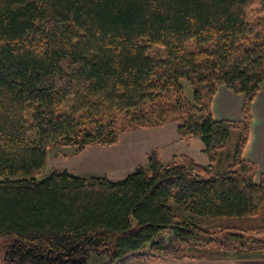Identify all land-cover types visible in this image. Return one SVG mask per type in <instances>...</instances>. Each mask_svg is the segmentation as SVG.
Masks as SVG:
<instances>
[{
  "label": "trees",
  "instance_id": "16d2710c",
  "mask_svg": "<svg viewBox=\"0 0 264 264\" xmlns=\"http://www.w3.org/2000/svg\"><path fill=\"white\" fill-rule=\"evenodd\" d=\"M220 85L245 95L242 120L214 117ZM261 90L264 0H0L6 259L156 264L197 259L211 247L264 259V229L198 223L264 209V176L257 182L256 164L242 156ZM168 121L179 137L203 141L209 164L186 154L167 164L154 150L118 179L45 174L52 146H111L127 130ZM236 131L228 169L213 173ZM93 254L105 259L91 263Z\"/></svg>",
  "mask_w": 264,
  "mask_h": 264
},
{
  "label": "rangeland",
  "instance_id": "374dc122",
  "mask_svg": "<svg viewBox=\"0 0 264 264\" xmlns=\"http://www.w3.org/2000/svg\"><path fill=\"white\" fill-rule=\"evenodd\" d=\"M149 51L152 55L162 54V49L154 46H150ZM182 83L187 97L192 99V86L188 81H182ZM172 126L178 128V123L175 121H168L155 127L127 130L121 133L118 142L111 146L93 145L83 150H78L76 147L59 148L52 146L50 148L45 174H48L53 169H68L72 173L81 176L91 177L93 175H107L112 178H122L132 172L138 165H142L143 161L146 162L147 155L150 152L154 150L158 151L161 146H166V142L164 141V138H166L165 129ZM238 137L239 132H234L225 149L218 152L217 161L212 166L213 173L224 172L228 169L232 160L231 146L237 141ZM178 139L182 140L185 138L179 137ZM174 149L175 155L169 156L168 154L167 164L173 163L174 156L179 157V155H181V151H179L182 150L181 148L177 149V147H174ZM198 223L208 229H215L218 226L227 225L251 229H264V209L261 214L257 216L226 218L221 220L200 219ZM7 243V238L0 237V264H10L6 259L5 247ZM201 254L202 256L197 259H229V257L233 258L235 256L234 254L224 255L217 247L204 249ZM103 259H105V256L93 254L91 263H97Z\"/></svg>",
  "mask_w": 264,
  "mask_h": 264
},
{
  "label": "crops",
  "instance_id": "0c3cea01",
  "mask_svg": "<svg viewBox=\"0 0 264 264\" xmlns=\"http://www.w3.org/2000/svg\"><path fill=\"white\" fill-rule=\"evenodd\" d=\"M246 97L243 93H237L226 85H220L212 102L213 115L216 119L242 120L243 108ZM251 123L248 141L244 147L242 156L252 161L257 166L255 179L259 182L264 176V90L258 92L250 105ZM170 131V132H169ZM166 146H161L159 151L161 159L166 163L169 156L175 155L174 147L186 154L198 163L209 164V157L205 153V144L199 137H191L179 140L177 127L165 129ZM176 141V142H175ZM166 149V150H165ZM169 154V156H168ZM146 162L143 161L142 165ZM118 179V178H114ZM156 264H264L263 259H244L234 256L229 259H161Z\"/></svg>",
  "mask_w": 264,
  "mask_h": 264
}]
</instances>
